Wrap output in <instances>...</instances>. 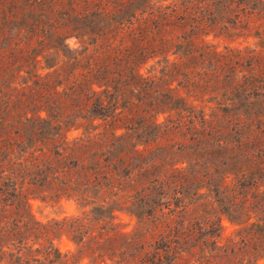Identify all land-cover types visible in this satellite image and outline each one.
Instances as JSON below:
<instances>
[{
  "label": "trees",
  "instance_id": "obj_1",
  "mask_svg": "<svg viewBox=\"0 0 264 264\" xmlns=\"http://www.w3.org/2000/svg\"><path fill=\"white\" fill-rule=\"evenodd\" d=\"M255 16L264 19V0L157 7L152 0H0V264H66L49 239L51 224L30 214L29 196L39 191L87 207L90 193L102 189L99 178L109 176L103 169L134 172L131 156L141 175L157 168L164 174L131 195L121 206L128 213L155 222L164 210L181 212L213 194L239 225V242L256 253L246 264L264 260V168L248 152L234 114L264 94V54L219 50L206 39L251 29ZM255 35L263 46L260 30ZM153 57L160 73L142 75L139 66ZM70 130L81 133L66 142ZM181 152L188 160H174ZM117 209L109 208L110 220ZM207 223L204 232L167 225L169 233L151 244L157 262L146 261L170 264L177 250L214 247L220 226ZM34 241L47 243L44 253L35 249L43 262L29 258ZM129 244L137 254L146 246L135 233Z\"/></svg>",
  "mask_w": 264,
  "mask_h": 264
},
{
  "label": "rangeland",
  "instance_id": "obj_2",
  "mask_svg": "<svg viewBox=\"0 0 264 264\" xmlns=\"http://www.w3.org/2000/svg\"><path fill=\"white\" fill-rule=\"evenodd\" d=\"M152 2L157 7L159 4L179 3V0H152ZM251 21V29L241 28L235 31L236 34L227 33L224 30L220 32L218 38L210 33L206 39L212 41L219 50H224V47L228 46L255 49L264 54V45L257 44L259 38L255 35L256 30H260L264 37V32L261 31L264 28V19L255 16ZM261 25L263 28L260 27ZM159 59L149 58L139 66V72L144 76L159 74L162 66L158 61ZM248 101L250 102H245L248 105L243 108V111L238 109L234 111V114L240 120V125L243 124L241 131L244 139H246L248 152L252 154L253 159L261 161L260 166L264 168V94ZM232 112L233 110L227 111L225 120L232 118ZM232 123H234L233 120ZM80 133L81 130H70L66 135V142L79 137ZM179 138L176 137L171 142H175ZM167 141L163 137L159 142L167 144ZM126 145L124 144V147ZM141 147L142 145H139L138 149ZM89 149L84 148L83 150ZM235 150L234 154H237L238 149L235 148ZM223 155L224 153H221L220 156ZM174 160L185 161L188 160V157L185 152H181L174 157ZM129 162L132 164V168H135L133 173H131L132 170L129 173V170L121 168L111 172H107L108 169H103L102 172L109 176L99 178L102 189L98 193L95 191L90 193L89 200L93 202L87 207H81L72 198L62 197L58 200L51 197L43 198L44 194L39 191H35L29 196L28 209L33 219L42 224H51L53 232L49 234V239L61 254L60 261L67 260L66 264H151L146 259L152 261L154 259V262H157L153 257L154 246L151 244H153L154 239H159V233L163 232L164 235L169 233L167 225L183 227L185 230L196 227L195 231L201 227V231L204 232L209 225L207 222L211 221H216L220 226V235L216 238V245L214 247L205 245L202 254L199 248L195 249L194 254H190L186 251L187 249L177 250L178 258L170 264H246L247 260L256 256V253L250 251L248 246L239 242L240 238L237 235L239 225L232 222L228 215L223 212L221 206L214 201L213 194L192 199L189 207L181 212L175 210L172 214H167V210H164V216L160 217L161 214L158 213L156 217L159 219L155 222H152L153 218L139 220L135 215L128 213L121 206L128 204L131 195L158 174L160 176L164 174L161 168H157L141 175L137 171L138 168L135 167L137 162L133 156ZM179 166L184 165L179 164ZM260 174L261 172L259 176ZM100 176H103V173H100ZM258 191L264 195V181H262ZM249 193H256L254 186L250 188ZM101 204L104 205L103 208H108V210L97 211V213L92 211L95 206ZM110 207L119 208L113 211L114 218L112 220L108 217ZM95 214L100 218H94ZM153 225H157V228H153ZM134 233L141 234L142 240L145 242L146 246L142 249L141 254H137L134 245L129 244L130 236ZM76 236L82 237L80 242L77 241ZM202 239L203 237L200 241ZM34 242L32 247L34 251L28 253L30 254L29 258H37L43 262V255L36 252L35 249L39 248L43 252L47 243L46 241ZM30 243L32 241H29ZM231 247H234L233 252H231ZM147 252L149 253L146 254ZM140 260H143L144 263H141ZM167 262L168 260L162 258V262L159 264H167ZM263 262V259L259 260V264H263ZM30 264H38V262H30ZM41 264H46V261Z\"/></svg>",
  "mask_w": 264,
  "mask_h": 264
}]
</instances>
